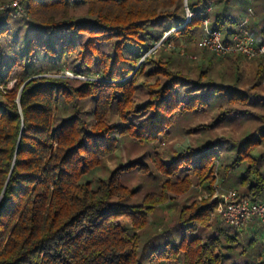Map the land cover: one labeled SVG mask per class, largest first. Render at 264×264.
Masks as SVG:
<instances>
[{"label": "trees", "instance_id": "obj_1", "mask_svg": "<svg viewBox=\"0 0 264 264\" xmlns=\"http://www.w3.org/2000/svg\"><path fill=\"white\" fill-rule=\"evenodd\" d=\"M236 1L0 11V264H264L255 238L212 221L208 200L164 209L214 175L264 200V59L243 69L239 54H149L170 30L191 41L206 19L233 28ZM248 28L264 41V16Z\"/></svg>", "mask_w": 264, "mask_h": 264}, {"label": "built area", "instance_id": "obj_2", "mask_svg": "<svg viewBox=\"0 0 264 264\" xmlns=\"http://www.w3.org/2000/svg\"><path fill=\"white\" fill-rule=\"evenodd\" d=\"M9 7L13 9L14 17L25 16L22 0H15L11 5L5 7L0 6V11ZM192 16L194 15L188 12V20ZM252 17L253 11L249 8L246 19L226 31L211 30L209 20H204V34L197 41L198 48L202 52L213 53L218 58L239 54L248 60L264 59V41L259 42L248 28ZM157 45L151 52H155ZM219 189L215 192L212 209L222 223L234 228L237 232L254 223L264 228V200L252 202L247 199H240L236 190L221 193Z\"/></svg>", "mask_w": 264, "mask_h": 264}, {"label": "rangeland", "instance_id": "obj_3", "mask_svg": "<svg viewBox=\"0 0 264 264\" xmlns=\"http://www.w3.org/2000/svg\"><path fill=\"white\" fill-rule=\"evenodd\" d=\"M13 1L15 0H0V6H8L11 5L13 3ZM185 3L187 0H184ZM255 1V0H254ZM261 3H264V0H258ZM12 2V3H10ZM237 4L239 5L240 3H242V5L240 4V16L241 18L244 20L246 19L247 15H248V9L251 8L253 11V18L250 19V21H257L258 19H260L262 16H264V6L262 5H257V3L255 5H253V1L252 0H238L236 1ZM258 12V14H257ZM255 13V15H254ZM10 16L14 19L18 18H23L22 17H14L13 13H10ZM249 21V22H250ZM197 40L198 39H194L191 41H184L179 39L178 34L176 33V30H170L168 32H166L161 40L162 44H164V46H162V44L158 43V47L155 49V52H149L152 53V57L154 58H158L160 56V54L162 52L165 53H171L179 58H184V57H189L190 59L195 60L196 58L199 59L201 56L205 55V52L199 51L196 49V44H197ZM220 60H226V58H220ZM250 60H245L244 64H243V69L247 68V66L249 65ZM66 75L68 76H72L71 73L66 72ZM14 86V82H11L7 85V89H12ZM3 87L0 86V90H2ZM199 120H197L198 122ZM206 121V120H205ZM184 136H181V134L179 135H175L174 137V141L177 143H181L183 142V140H185L183 138ZM194 138H192V141L194 142ZM215 176V180L214 183L212 185V189L207 188V183L205 184H200L197 185L196 187H194L193 191L189 192L188 194H186L185 196L181 197L179 199L178 205L176 206H172V207H167L165 206L164 209L167 213V215L170 217L172 215H174L178 209H180L181 207L184 206H188L190 205L192 200H197L199 202L203 201V200H208L209 202V207L212 208V202L214 200V196H215V192L216 190H218L222 193V192H227L230 190H236V188L234 187H228L229 183H230V179L227 182L226 186L222 185L221 182H218L217 180V176ZM206 186V187H205ZM237 191V190H236ZM211 219L212 221H214L217 224H224L222 223L218 216L216 215L215 211L212 209L211 211ZM159 220V219H158ZM119 223L124 226V227H129V222L125 219H121L119 221ZM226 225V224H225ZM228 226V225H227ZM252 226L247 227L246 229L238 232L241 238H244L245 235L249 236L250 238H255L257 240V242L261 245V255L258 259V261H262L264 260V232H261L260 226L256 227L255 230H251ZM255 227V226H254ZM254 229V228H252Z\"/></svg>", "mask_w": 264, "mask_h": 264}, {"label": "crops", "instance_id": "obj_4", "mask_svg": "<svg viewBox=\"0 0 264 264\" xmlns=\"http://www.w3.org/2000/svg\"><path fill=\"white\" fill-rule=\"evenodd\" d=\"M252 1H254V0H252ZM257 14H258V12H257ZM254 15H255V13H254ZM254 17V16H253ZM252 17V18H253ZM256 225H258L259 226V224H257V223H254L253 225H251L252 227H251V230H255V228L257 227ZM255 226V227H254ZM252 228H254V229H252ZM260 228H261V226H260Z\"/></svg>", "mask_w": 264, "mask_h": 264}]
</instances>
